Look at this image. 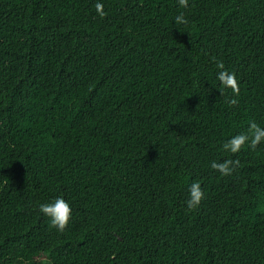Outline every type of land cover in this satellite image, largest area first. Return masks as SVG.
<instances>
[{"label":"trees","instance_id":"trees-1","mask_svg":"<svg viewBox=\"0 0 264 264\" xmlns=\"http://www.w3.org/2000/svg\"><path fill=\"white\" fill-rule=\"evenodd\" d=\"M97 2L0 0V264H264V0Z\"/></svg>","mask_w":264,"mask_h":264},{"label":"clouds","instance_id":"clouds-1","mask_svg":"<svg viewBox=\"0 0 264 264\" xmlns=\"http://www.w3.org/2000/svg\"><path fill=\"white\" fill-rule=\"evenodd\" d=\"M178 4L181 8H188L189 0H178ZM94 7L101 18L107 15L104 10V5L99 2V0ZM175 21L177 24L188 23L183 13L176 16ZM217 67L220 69L217 73V79L222 89H231L233 93V98L230 99L228 103L230 105H236L237 99L235 97H238L240 94L239 80L237 79L236 73L227 71L222 62H217ZM261 143H264V127L252 121L246 133H238L232 136L223 144V149L232 154H236L240 152L245 145L255 149ZM239 166H241L239 159H225L222 161H213L211 163V168L218 171L223 176L231 175ZM204 198L205 192L202 189L201 183L199 181L193 182L189 187L188 199L186 201L187 209L189 211L196 209ZM39 210L50 218L52 227L60 232L65 231L72 218V206L63 196L56 197L50 203L40 204Z\"/></svg>","mask_w":264,"mask_h":264}]
</instances>
